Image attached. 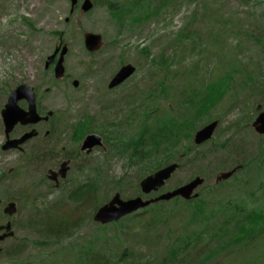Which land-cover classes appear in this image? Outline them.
<instances>
[{
  "label": "trees",
  "instance_id": "trees-1",
  "mask_svg": "<svg viewBox=\"0 0 264 264\" xmlns=\"http://www.w3.org/2000/svg\"><path fill=\"white\" fill-rule=\"evenodd\" d=\"M93 1L94 9L87 17H92L99 9L105 10L118 30L115 41H119L122 36L130 33L134 34L140 27L160 19L172 6V0ZM240 1L244 4H252L254 8L260 5H254V0ZM200 7L204 11L209 10L206 0H200ZM198 19V10H194L186 25V28L188 27L186 32L170 40L158 57H155L148 47L138 51L139 55L148 60L153 73L155 69H158L163 75L158 80L157 86L154 87L153 84L145 93L136 87V92L139 89L144 97L138 96L136 92L130 94L133 96L129 99V114L121 122L109 124L112 127V130L107 129L111 132L110 135L104 134V130L99 132L104 138V144L110 145L111 153L127 158L129 166L141 167L136 182H134V193L130 198L157 196L159 193H154L150 197L144 196L140 189V182L171 163H179L181 166L179 170L188 166L196 169L187 182L197 176L206 178L211 169L217 172L227 170L226 166H222V162H225L230 155L231 151L229 152L228 148L232 145L231 137L221 144L217 143L215 137L200 147L194 143L196 132L215 120L213 111L223 99L218 84L203 77L194 83L195 88L187 84L180 90V87L173 83L178 76L171 75L176 64L184 60L185 55L187 56L195 49L196 41L203 40L201 29H194L193 26ZM259 21L260 16L254 11L250 14L247 24L236 19L234 22L236 24L232 25L230 31L236 37L241 38L240 45L245 43V40L250 44L253 43L261 56L264 55V37L255 30ZM26 22L33 31H36L35 22L28 19ZM215 22L224 25L232 23L229 19L224 20L223 16L215 18ZM221 31L226 33L225 29ZM51 34L55 38L60 37L64 40V33L60 31H53ZM209 36L212 40L214 37H219L216 31L215 33L210 32ZM105 38L107 39V36ZM184 41L190 42L193 47ZM250 44L245 43L244 46L235 48L240 57L241 55L245 57V52L252 51ZM177 47L181 48L179 56L175 50ZM106 48L107 46L103 47L95 54H87L100 55L105 52ZM259 60L257 58V63H254L249 57L248 62H245V71L250 80V84L245 87L251 88L253 96L262 94L264 90V81L261 79L264 73L257 70ZM191 64L188 63L185 68L188 76L192 73ZM196 65L198 63L194 62L193 69ZM95 67L91 66L87 71L90 77L96 76ZM104 67L106 64L102 63L100 68ZM138 70L137 68V72ZM50 82L54 86L57 85L53 75H51ZM43 83L47 82L43 80L36 87L38 92L44 87ZM93 121L94 116L90 114L82 116L78 123L73 125L68 123L65 130L58 135L61 136L67 129L71 130L78 137L77 139L73 138L74 135L71 137L78 146L85 136L94 132ZM238 124L233 123L227 127L222 135H227ZM242 146L237 147L236 150ZM42 150L39 148L22 154L21 164L13 168L12 174L24 173L34 165H41L40 162L46 157L57 159L60 156L56 149ZM81 155L88 158L79 152V159L77 158L74 164L76 165L74 172H77L81 179L71 178L63 182L58 189L51 187L46 195L40 194L46 201L43 200L44 202L37 204L33 210L32 220L26 226L20 227L37 234L38 240L31 242V246L39 250L37 255L25 256L30 247L29 242L26 238H19L15 235L11 239L20 241V243L15 247L3 249L0 256L6 259V264H141L138 260L139 250L136 245L140 241L137 239L136 244H126L128 237L131 239L135 235L134 237L138 238L137 228L146 232L140 238L149 237L148 233L151 231H157V237L158 233L164 230L159 242L166 252L160 261L153 262L152 260L153 264H191L197 259H200L197 264H208L219 255L233 251L234 248L251 251L250 259H243L241 262L237 259L229 264H262L264 262V253L256 257L253 253L255 249L264 247V191H262L264 176L261 175L262 171L264 174V160L255 157L240 161L234 160L236 167L242 166V169L228 181L216 184L204 193H200L198 199L186 201L176 198L170 202L156 203L119 222L105 226L96 224L94 232L80 238L79 235L83 228L88 224H94L93 216L96 211L111 199L109 198L111 191L123 194L126 198L124 191L129 183L124 177L112 183L108 173L104 171L103 162L82 161ZM232 169L233 167L230 168ZM237 176L239 179L235 181L234 191H241L244 197L225 199L226 191H222L221 188L226 187ZM7 177L9 175L6 173L0 174V188ZM260 177H263V180L252 183ZM182 185V183H175L161 192ZM107 189L111 191L106 192ZM56 193H59L55 196L57 198L49 202V199ZM3 197L6 201L4 203L13 202L12 200L18 202L20 207L17 214L20 213L23 203L30 202L26 195H23L22 199ZM181 216L186 219L182 225H171L174 219ZM0 217L3 218L0 219V224H3V220H10L3 212ZM12 223L14 228L19 226L14 218ZM194 253L198 255L196 260L190 259Z\"/></svg>",
  "mask_w": 264,
  "mask_h": 264
},
{
  "label": "rangeland",
  "instance_id": "rangeland-1",
  "mask_svg": "<svg viewBox=\"0 0 264 264\" xmlns=\"http://www.w3.org/2000/svg\"><path fill=\"white\" fill-rule=\"evenodd\" d=\"M82 1L79 0V3L81 4ZM206 2L209 10L204 11L200 7V0H172V6L160 19L140 27L134 34L130 33L122 36L119 41H115L118 30L113 25L110 16L103 9H99L92 17H87L88 14H82L80 6L76 8L74 14H70V0H0V174L5 172L6 175H9L0 188V200L2 201L0 214L7 204L4 203L6 201L3 196L15 199H22L23 195L29 197L30 202L23 203L20 213L10 218V220L14 218L17 225H19L14 228L16 235L19 238H26L29 242L30 247L25 256L37 255L39 250L31 246V242L38 239L34 231L20 227L26 226L32 220L36 205L46 201L41 195H46L49 188L53 187V184L47 179L48 170L57 171L61 163L65 161L64 157L75 153L76 143L71 140L72 132H69L64 136V140L60 145L64 149V155L58 162L52 161L44 165H34L24 173L9 174V169L21 164L20 158L22 155L21 152L3 153L1 150V146L5 141V126L1 112L5 108L11 91L21 84L36 88L45 80L47 83H43L44 87H42L38 96V105L40 104L42 109L47 112L57 111L59 115L67 116L69 125L78 123L82 116L90 114L94 116L93 133L101 135L99 132L104 130V134L110 135L111 132L107 129L112 130V127L109 124L111 122L119 123L129 114V99L133 96L130 94L136 92V87L145 93L153 84L156 87L158 80L163 75L158 69H155L153 73V68L148 65L150 64L148 60L139 55L138 51L148 47L152 54L158 57L170 40H174L178 34L186 32L188 28H186V25L190 21L189 17L194 10H198L199 19L195 21L193 25L195 28H193L201 29L203 40H197V44L194 45L195 49L190 51L187 56L185 55L184 60L176 64L171 75L178 77L173 83L176 86L178 85L180 90L185 88L187 84L195 88L194 83L203 77L218 84L223 99L213 111L215 120L219 122L216 131L219 134L215 133L214 137L217 138V143L220 144L224 143L229 137L233 139L231 147L228 148L229 152L231 151L230 155L225 162H222V166L227 168L225 172L229 171L231 167H236V163H233L234 160L240 161L253 157L264 160V135L258 134L253 128V122L257 115L251 117L257 106L263 103L262 94H256V97L252 98L251 88L245 87L250 84L245 71V62H248L249 57H251L253 62L257 63L256 59L259 58L257 70L264 73V55L262 54L263 57L261 58L262 55L258 54L254 44H250L245 40L247 45L250 44L252 51H247L245 57L243 55L240 57L235 48L241 45L244 46L245 43L240 45L241 38L236 37L230 31L232 25L236 24L234 23L236 19L247 24L250 14L256 11L260 16V21L257 23L255 30L264 37V0L253 1L254 5L260 4L258 8H254L252 4H244L240 0H206ZM221 16L224 20L229 19L232 23L230 25L216 23L215 18ZM27 19L36 23V31H33L27 25ZM67 19L69 20L66 21ZM224 29L226 33L221 31ZM53 31L64 33V40L60 37L55 38L51 34ZM215 31L219 37H214L212 40L209 35L210 32L215 33ZM87 32L104 36L103 47L107 46L105 52L94 56L87 54L89 52L84 46V33ZM105 36H107V39ZM184 43H189L193 47L190 42L184 41ZM64 44L69 46V54L65 63L67 76L54 86L50 82L51 75H53V66L46 69L45 64L48 57L57 49H59V56ZM180 49V47L175 48L178 56ZM194 62L198 65L193 69ZM102 63L106 64L103 69L100 68ZM188 63H192L190 65L192 73L189 76L185 73ZM123 64H132L139 70L121 88L111 92L108 89V84ZM91 66H96L94 69L97 71L95 77H90L87 73ZM74 79L80 81L78 89H74L71 85ZM261 79L264 81V77H261ZM48 88L51 91L45 93ZM139 89L135 94L144 97ZM19 106L26 109L27 103L24 100L20 101ZM120 110L123 111L119 112ZM54 121L58 126L57 120ZM63 123H65V119H63ZM233 123L239 124L227 135H222L223 130ZM20 129L22 128L17 127L12 136L22 132ZM37 129H40L41 135H43L47 126H38ZM39 141L40 139H37L27 144L25 152L34 150ZM240 146L242 147L236 150ZM83 159L89 162H103L104 171L108 173L112 183H115L121 177H124L126 181L128 180L129 183L124 191L126 198L123 194L121 196L124 199H130V196L134 193V182H136L139 170H141L140 166H133L134 168L129 166L127 158L111 153L109 144H105V148L96 149L88 158L83 157ZM72 164L73 162L71 167ZM195 171L196 169L192 166L178 170L163 189L166 190L175 183L184 184L193 176ZM218 173L215 169L209 170L204 187L202 186L198 193H204L208 188L216 185L215 181ZM261 175L264 176L263 171ZM239 176L232 179L226 187L221 188L222 191H226L224 194L225 199L244 197L241 191H234L236 189L235 181L239 179ZM67 177L68 180L71 178L81 179L77 172L72 171V168ZM45 178L46 181H44ZM261 180H263V177L252 183ZM109 191L111 189L106 190V192ZM262 191H264V187ZM115 193L116 191H111L109 198H112ZM58 194H54L49 202L57 198L55 196ZM12 201L17 203L19 209L18 202ZM0 219L3 218L0 217ZM185 221L186 219L181 216L174 219L171 225H182ZM6 222L7 220H3V224ZM94 229H96L95 222L94 224H88L80 233V238L94 232ZM137 230H139L138 238H135V235L131 239L128 237L126 244H136L137 239L140 241L136 245L139 250L138 260L141 264H153L152 260L157 262L163 259L166 251L160 244L159 238L164 230H161L157 237V231H151L148 233L150 236L145 238L140 237L146 232L141 231L140 228H137ZM18 243L20 241L8 239L0 246L5 249L15 247ZM250 253L251 251L244 248H234L233 251L219 255L208 264H229V262L237 259L241 262L243 259H250ZM253 253L255 257L262 256L264 247L255 249ZM197 256L194 253L190 256V259L196 260ZM199 261L200 259H197L191 264H197ZM0 264H6V259L0 257Z\"/></svg>",
  "mask_w": 264,
  "mask_h": 264
},
{
  "label": "water",
  "instance_id": "water-1",
  "mask_svg": "<svg viewBox=\"0 0 264 264\" xmlns=\"http://www.w3.org/2000/svg\"><path fill=\"white\" fill-rule=\"evenodd\" d=\"M71 9L70 14H74L77 7L80 6L82 14H89L94 9L93 0H83L79 3V0H70ZM67 19L66 21H68ZM84 46L85 49L94 54L99 52L103 46V36L94 32L84 33ZM59 49L55 53L49 56L45 68L49 69L54 63ZM69 54L68 44H64L59 56L54 64L53 74L57 81H61L66 77V58ZM136 67L132 64H126L122 66L116 75L110 81L108 88L114 89L121 84L128 81L135 73ZM73 87L78 88L80 85L79 80L73 81ZM25 101L27 103V108L23 109L19 106L20 101ZM4 126H5V142L1 146L3 152H13V151H23L24 145H26L30 140L38 137L39 133L36 129L25 133L19 138H12L16 126H27V125H37L41 121H48L50 116H53V112H49L48 116H41L37 108V96L35 89L26 84H21L17 86L9 95L8 101L5 108L1 112ZM219 126L218 121H213L201 129H199L194 136V143L196 146H202L207 142L211 141L214 137ZM253 128L255 131L264 135V112H262L255 122L253 123ZM105 148L103 138L98 134H89L85 137L81 150L86 152L88 155L91 154L95 149ZM180 164L175 162L171 163L153 174L148 175L140 182L141 192L145 196H150L153 193L160 192L172 179L174 174L180 169ZM242 169V166H238L227 172H219L216 177V184L222 183L229 180ZM13 168L9 170L11 174ZM69 170L68 162L62 164L60 170L55 172L50 170L48 172V178L56 183V187H59V176L62 179H66ZM205 184V178L197 176L189 182L179 186L173 190H169L161 193L160 195L145 199L142 196L124 199L120 193H116L107 203L102 205L94 214L93 221L96 224L105 226L108 224H113L119 222L125 217L133 215L143 209L150 207L153 204L160 202H170L176 198H181L186 201H191L193 199H198L200 194L198 190ZM2 201L0 200V207ZM18 212V206L16 202H9L3 208V214L9 218L14 217ZM0 244L5 242L7 239L15 237V231L13 229L12 221L9 220L5 224H0ZM3 248L0 246V256L2 255Z\"/></svg>",
  "mask_w": 264,
  "mask_h": 264
},
{
  "label": "flooded vegetation",
  "instance_id": "flooded-vegetation-1",
  "mask_svg": "<svg viewBox=\"0 0 264 264\" xmlns=\"http://www.w3.org/2000/svg\"><path fill=\"white\" fill-rule=\"evenodd\" d=\"M55 53V52H54ZM53 53V54H54ZM52 54V55H53ZM49 58V57H48ZM57 58H58V55H57V57H56V59H55V61H54V63L51 65V66H53V70H54V64L56 63V60H57ZM48 60V59H47ZM50 66V67H51ZM122 67V66H121ZM119 71V70H118ZM117 71V72H118ZM116 72V73H117ZM116 73L113 75V77L116 75ZM66 76H67V73H66ZM53 77H54V74H53ZM112 77V78H113ZM66 78V77H65ZM64 78V79H65ZM112 78H111V80H112ZM54 79H55V77H54ZM63 79V80H64ZM56 80V79H55ZM74 80H77V79H74ZM73 80V81H74ZM110 80V81H111ZM57 81V80H56ZM62 81V80H61ZM73 81H72V83H73ZM58 82H60V81H57V84H58ZM80 82V81H79ZM127 82V81H126ZM125 82V83H126ZM71 83V85H72V87H73V84ZM110 83V82H109ZM124 84V83H123ZM123 84H121L120 86H118V87H116V88H114V89H109L111 92H114V90H117V89H119V88H121L122 87V85ZM109 85V84H108ZM79 87H80V85H79ZM78 87V88H79ZM74 89H78V88H75V87H73ZM35 89V92H36V96H37V108H38V112L40 113V115L41 116H48V113L49 112H53V116H50L49 117V120L48 121H45V120H43V121H41L40 123H38L37 125H27V126H21V125H18V126H16V128L17 127H20V128H22V129H20L22 132H20L19 134H17L16 136H12V134L14 133V131L16 130V128L14 129V131H13V133L11 134V137L12 138H19V137H21L22 135H24L25 133H28V132H30V131H32V130H34V129H36L37 131H38V133H39V135H38V137H36V138H34V139H32V140H30L27 144H29L30 142H32V141H34V140H37V139H40V141H39V143H38V145H37V147L35 148V149H39V148H41V149H43V150H46V149H56L59 153H60V156H59V158H55V157H46L45 159H43V161L42 162H40L41 163V165H44L45 163H49V162H52V161H55V162H58L62 157H63V155H64V153H63V151H64V149L63 148H61L60 147V145H61V143H62V140H64V136L66 135V134H69V132H72V131H70V130H66L61 136L60 135H58V134H60L61 133V131H63V130H65V126L66 125H68V121L69 120H67V116H62V115H59L58 114V112L57 111H45L44 109H42L41 107H40V104L38 105V96H39V94H40V92H38L37 91V89L36 88H34ZM49 91H51V89L50 88H48V89H46L45 90V93L46 92H49ZM12 92V91H11ZM254 97H256V95H254L252 98H254ZM261 97H262V101H263V103H262V105H258L257 106V109L255 110V111H253V116H251V117H254V116H256V119H257V117L262 113V112H264V90H263V93H262V95H261ZM39 98H41V97H39ZM44 112H45V114H44ZM55 113H57V114H55ZM57 120V122L59 123V125L57 126V123L54 121V120ZM63 119H65V123H63ZM255 119V120H256ZM254 123V122H253ZM47 126V129H46V131H45V133L43 134V135H41V132H40V129H37V127L38 126ZM73 125V124H72ZM5 132V131H4ZM91 134H95V133H91ZM73 135H74V137H73ZM89 135V134H88ZM99 135V134H98ZM101 136V135H100ZM71 137H73L74 139H77L78 137L77 136H75V134H73V132H72V135H71ZM86 137V136H85ZM85 137L83 138V140L80 142V144L78 145V146H76L75 147V153H71L69 156H67V157H64L65 158V161H63L62 163H61V165H60V167H59V169L57 170V171H55V170H53V171H55V172H58L59 170H60V168H61V166H62V164L63 163H65V162H68V166H69V170H68V173H67V176H68V174H69V171L71 170V168H72V171L74 170V164H76V162H77V158L79 159V152L80 153H82V154H85L86 156H88L89 157V155H91V154H87L86 152H83L82 150H81V146H82V144H83V141H84V139H85ZM102 138H103V136H101ZM5 140H6V138H5ZM71 140L73 141V139L71 138ZM5 142V141H4ZM74 142V141H73ZM103 142H104V138H103ZM4 144V143H3ZM2 144V145H3ZM26 144V145H27ZM26 145H24V147H23V151H13V152H18V153H22V154H27V153H29L30 151H28V152H25V146ZM80 146V147H79ZM56 147H59L58 149L56 148ZM2 150V149H1ZM42 150V151H43ZM32 151V150H31ZM3 152V151H2ZM4 153V152H3ZM81 157V159H82V161H84V160H86V159H83V155H81L80 156ZM84 158H86V157H84ZM79 161V160H78ZM87 161V160H86ZM73 162V164H72V167H71V163ZM10 170V169H9ZM9 170H8V173H9ZM50 170H48V172H49ZM2 173H5V172H2ZM13 173V172H12ZM10 174V173H9ZM47 179L49 180V182H51L52 184H53V187L55 188V189H58L59 187H60V185L63 183V182H66V181H69L68 180V177H66V179H62L61 178V176H59V187H56V183L54 182V181H51L49 178H48V173H47ZM202 188V187H201ZM0 234H2V233H0Z\"/></svg>",
  "mask_w": 264,
  "mask_h": 264
}]
</instances>
